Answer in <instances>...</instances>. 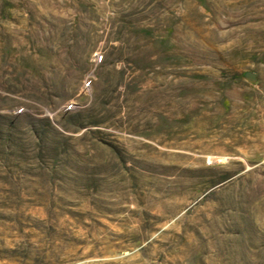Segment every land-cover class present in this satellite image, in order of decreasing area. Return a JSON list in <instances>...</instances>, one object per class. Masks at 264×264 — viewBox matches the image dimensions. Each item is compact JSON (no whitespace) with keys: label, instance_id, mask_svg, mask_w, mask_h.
I'll use <instances>...</instances> for the list:
<instances>
[{"label":"rangeland","instance_id":"374dc122","mask_svg":"<svg viewBox=\"0 0 264 264\" xmlns=\"http://www.w3.org/2000/svg\"><path fill=\"white\" fill-rule=\"evenodd\" d=\"M0 264H264V0H0Z\"/></svg>","mask_w":264,"mask_h":264}]
</instances>
